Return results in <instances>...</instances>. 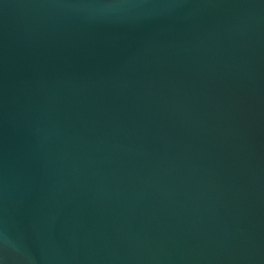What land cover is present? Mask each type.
Wrapping results in <instances>:
<instances>
[{"label": "water", "instance_id": "95a60500", "mask_svg": "<svg viewBox=\"0 0 264 264\" xmlns=\"http://www.w3.org/2000/svg\"><path fill=\"white\" fill-rule=\"evenodd\" d=\"M0 264H264V0H0Z\"/></svg>", "mask_w": 264, "mask_h": 264}]
</instances>
